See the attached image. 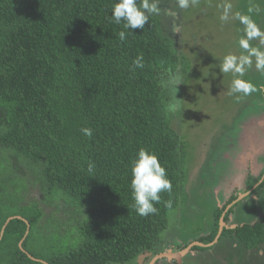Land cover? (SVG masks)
Instances as JSON below:
<instances>
[{
    "label": "trees",
    "instance_id": "obj_1",
    "mask_svg": "<svg viewBox=\"0 0 264 264\" xmlns=\"http://www.w3.org/2000/svg\"><path fill=\"white\" fill-rule=\"evenodd\" d=\"M115 2L0 0V264H136L161 251L184 182L164 84L182 64L155 15L121 42ZM140 54L144 68L130 70ZM141 148L159 158L172 184L147 217L135 212L130 188ZM35 182L75 214L72 229L42 223L30 200ZM218 218L201 243L216 240ZM222 238L237 246V264L264 262L262 222L225 229Z\"/></svg>",
    "mask_w": 264,
    "mask_h": 264
},
{
    "label": "rangeland",
    "instance_id": "obj_2",
    "mask_svg": "<svg viewBox=\"0 0 264 264\" xmlns=\"http://www.w3.org/2000/svg\"><path fill=\"white\" fill-rule=\"evenodd\" d=\"M159 5L161 12L155 16L182 64L169 76L164 89L166 98L171 99V126L179 135L184 152L180 202L170 213L168 229L162 234L166 242L159 249L179 253L186 250L180 247L182 242L210 236L218 209L244 192L250 170L258 172L256 169L264 167V68L258 69L257 57L249 55L253 49L264 52V36L250 39L249 50L241 48L239 41L247 39L246 25L237 16L249 18L264 33V0H195L188 9L179 8L177 0H159ZM225 14L228 19L222 20ZM228 54L251 60L239 78L255 85L256 92L247 96L230 94L231 82L236 77L219 70ZM31 185L37 196L29 198L39 202L44 213L42 223L50 227L49 220L54 219L57 230L72 229L75 214L61 207V203L49 200L46 192L36 187L37 182ZM247 201L250 202L237 207L232 222L225 223L228 228L232 223H250V214L257 218L262 212L261 208L255 209V201ZM260 201L264 206V195ZM60 240L63 245L69 242L68 238ZM208 247L190 251L184 258L185 264L239 261L237 246L226 238L217 239ZM260 254L264 259V252Z\"/></svg>",
    "mask_w": 264,
    "mask_h": 264
},
{
    "label": "clouds",
    "instance_id": "obj_3",
    "mask_svg": "<svg viewBox=\"0 0 264 264\" xmlns=\"http://www.w3.org/2000/svg\"><path fill=\"white\" fill-rule=\"evenodd\" d=\"M195 3V0H177V4L181 9H188ZM161 7L159 0H116L112 6L111 20L116 25H123V29L118 33V38L121 42L126 40L128 32L133 34L135 29H144L146 23H149V17L153 15H159ZM168 15L174 16V13L168 12ZM241 23L246 25L247 39H241L239 41L240 47L249 50L248 41L253 37L264 36L260 29L247 17H242L237 14ZM222 20H227L228 16L225 14L221 17ZM176 30L175 27L173 29ZM249 55L257 57V68H264V52L258 50H249ZM143 55H138L133 61L131 69H143ZM251 60L247 56L237 57L233 54L224 56L221 67L219 70L223 73H232L236 78L231 82L230 94H243L245 96L257 91V88L252 83L241 79L245 73V66L250 65ZM179 85V84H178ZM171 108L175 110L176 106L172 105ZM82 133L86 136L92 135L90 128L81 129ZM95 163L88 162L87 172L89 174L94 173ZM131 195L134 201L133 208L135 212L143 217H147L150 214H156L158 209L155 204L161 201V192H171L172 184L167 178L166 169L159 162V158L146 149L141 148L136 158L131 161ZM258 184H264V179L257 182ZM248 195L247 192L239 193L240 199ZM167 207H171V201L166 202ZM144 254H141V260L144 258Z\"/></svg>",
    "mask_w": 264,
    "mask_h": 264
},
{
    "label": "flooded vegetation",
    "instance_id": "obj_4",
    "mask_svg": "<svg viewBox=\"0 0 264 264\" xmlns=\"http://www.w3.org/2000/svg\"><path fill=\"white\" fill-rule=\"evenodd\" d=\"M263 169H264V167L262 168V171L257 175H255L256 173L254 174V170H250V173H249V176L247 179V185L245 186V189H244V192H247L248 195L244 196L243 199H240L238 194L234 198L231 197L230 200L225 204V206L221 207V209H219L220 212L219 213L217 212L216 215L214 216L213 228H214V225L216 224L217 214L219 217L218 218V220H219L218 221V223H219V234L217 235L216 240L218 239V241H219V239L221 238L222 233L225 229H235L238 226H244V225H255L258 222H262L264 224V206L263 205H257L255 207L256 210L258 208H261L263 210L257 218H255L253 214H250L253 217V220L250 223H245V224L241 223L239 225L232 223L231 228H228V226L225 225V223H227V222H232V217L234 216V214H236V209L240 204H248L250 202V201H247L248 199H252V201H255L257 204H258V202H260L261 196L258 197L257 196L258 193H256V192H258L259 190L262 191L261 189L264 186V184H258L257 183L259 180L264 179V170ZM252 181L255 183L252 185L249 184V182H252ZM262 195H264V194H262ZM213 228L211 229V232L209 235H211ZM173 238H174V236H171L169 238V239H171L170 241H172ZM206 238H208V236ZM199 240L200 239L194 240V241H187L186 243L182 242L180 244L181 245L180 247L184 246V248L186 250H184V251L182 250V252H179V253L185 252L184 254H182L179 257L175 256L176 254H178V252L169 251V252L165 253L164 250H166V249L163 248L158 253H155L154 251H152V252L147 251V252L143 253L145 255L143 260H141L142 259L140 257L141 255H139V257H137V259H136V264H185L184 258L189 255L190 251L191 252L194 251L196 246L204 247V248H206L208 246L211 247L215 244V241H216L215 240L212 243L204 244V243H201ZM165 242L162 243V247H164ZM228 242L233 245L232 241H230L229 239H228ZM199 252H201V251H199ZM248 255H249V253H248ZM201 256L198 258L201 259ZM162 261H165V262L162 263Z\"/></svg>",
    "mask_w": 264,
    "mask_h": 264
},
{
    "label": "water",
    "instance_id": "obj_5",
    "mask_svg": "<svg viewBox=\"0 0 264 264\" xmlns=\"http://www.w3.org/2000/svg\"><path fill=\"white\" fill-rule=\"evenodd\" d=\"M263 168V167H262ZM262 168H260L259 170H257L256 169V171H258V172H255V170H254V174L256 173H259V172H261V170H262ZM28 225H29V223H28ZM29 227V226H28ZM29 230V229H28ZM221 233V232H220ZM27 234H28V231H27ZM24 242V239L21 241V245H22V243ZM211 246V245H210ZM185 252H183V253H178V254H176L175 256H177V257H179V256H181L182 254H184ZM32 259H33V257L32 256H30ZM44 262V261H43ZM45 264H49V263H47V262H44Z\"/></svg>",
    "mask_w": 264,
    "mask_h": 264
}]
</instances>
